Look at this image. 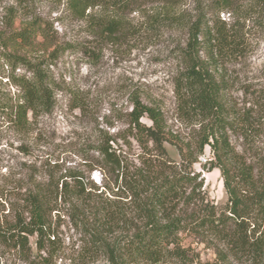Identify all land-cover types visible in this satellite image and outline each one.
<instances>
[{
    "label": "trees",
    "instance_id": "1",
    "mask_svg": "<svg viewBox=\"0 0 264 264\" xmlns=\"http://www.w3.org/2000/svg\"><path fill=\"white\" fill-rule=\"evenodd\" d=\"M138 1L66 0V6L76 14H84L88 8L105 9L107 13L95 19L93 28L98 37L108 40L120 36L124 29L122 18L135 10ZM157 1L168 12L186 2ZM252 1L264 11V0ZM236 2L210 0L207 8L216 13L218 21H211L210 27L208 19L187 25L188 38L181 48L184 70L175 82V93L182 113L198 118L195 143L171 132L158 107L133 98L126 127L108 134L94 147L96 166L103 177L108 176V185L103 187L109 196L92 207L90 221L88 217L78 221L87 245L83 255L96 257L104 253L110 264H233L231 257L243 256L254 264L263 261L264 185L255 177L256 167L241 159L229 143L227 128L233 122L224 99L223 81L217 75L222 61L243 54L244 39L237 23L219 17L220 13L232 16ZM0 8V113L24 132L33 118L40 112H50L53 106V84L44 67V55L39 54L52 40L45 20L34 15L26 19L30 0H14ZM35 48L40 49L34 52ZM17 69L25 73L18 74ZM3 74L13 93L4 87ZM143 117L150 124L144 123ZM132 141L139 149L135 164L127 161V152L122 148L124 145L131 149ZM166 144L177 149L178 162L168 156ZM206 145L213 159L205 162L209 168H218L223 176L227 200L221 207L208 200L199 173L193 171ZM73 180L74 183L65 181L60 189L37 185L25 190L21 203L11 209L12 217L0 218V250L14 253L30 264H50L57 252L51 239V211L58 197L84 198L97 189L94 183L88 190L86 184L74 177ZM123 198L135 217L127 215L121 205ZM182 231L222 244L224 248H217L221 263L195 261L178 241ZM32 236L36 238L39 261L30 257Z\"/></svg>",
    "mask_w": 264,
    "mask_h": 264
},
{
    "label": "rangeland",
    "instance_id": "2",
    "mask_svg": "<svg viewBox=\"0 0 264 264\" xmlns=\"http://www.w3.org/2000/svg\"><path fill=\"white\" fill-rule=\"evenodd\" d=\"M13 1L0 0V7ZM209 1L186 0L168 12L161 1L140 0L135 10L122 18L124 29L120 36L105 40L93 28L95 19L107 13L105 9L88 8L84 14H76L66 6V0H30L26 19L34 15L45 20L52 40L39 54L44 55V67L53 84V106L50 112H40L33 118L24 132L0 113V218H11V209L21 203L24 191L37 185L60 189L65 181L74 183V177L88 190L91 183L97 188L84 198L58 197L51 211V239L57 252L50 264H110L104 253L96 257L82 254L87 245L78 221L85 217L90 221L92 207L109 196L103 187L108 185V176L103 177L96 166L94 147L108 134L126 127L133 98L158 107L167 128L181 139L193 143L197 140L198 118L185 116L178 107L175 82L184 70L181 48L188 38L187 25L208 19L210 27L211 21H218L216 13L207 8ZM219 17L235 21L244 39L243 54L222 61L217 68L233 122L227 128L228 140L241 159L256 167L255 177L264 185V11L256 8L252 0H237L232 16L220 13ZM200 55L205 57L204 52ZM16 73L25 72L17 69ZM6 80L5 75L4 87L13 93ZM142 121L150 124L145 117ZM132 143L131 149L124 145L122 148L127 152V161L135 164L139 149ZM165 146L168 156L178 162L177 149ZM209 159L213 154L206 145L193 171L199 173L208 200L221 207L227 200L223 176L218 168H209L205 162ZM121 205L127 215L135 217L127 199L123 198ZM35 239L30 237V257L39 261ZM178 241L195 261L221 263L217 248L224 246L211 238L182 231ZM45 254L41 252L42 257ZM230 260L233 264H254L248 256ZM0 264L30 261L0 250ZM260 264H264V258Z\"/></svg>",
    "mask_w": 264,
    "mask_h": 264
}]
</instances>
